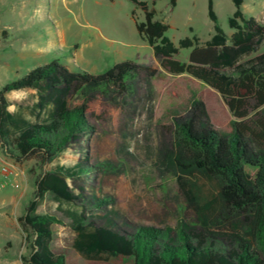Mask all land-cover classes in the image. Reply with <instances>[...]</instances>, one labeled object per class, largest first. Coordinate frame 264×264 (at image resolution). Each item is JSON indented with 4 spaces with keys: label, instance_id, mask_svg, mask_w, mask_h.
I'll return each mask as SVG.
<instances>
[{
    "label": "rangeland",
    "instance_id": "obj_1",
    "mask_svg": "<svg viewBox=\"0 0 264 264\" xmlns=\"http://www.w3.org/2000/svg\"><path fill=\"white\" fill-rule=\"evenodd\" d=\"M138 1L155 11L156 21L169 26L166 35L177 47L194 36L204 46L214 34L209 0H176L175 7L171 0ZM213 3L221 28L231 36L233 0ZM242 11L263 22L264 0H243ZM145 20V11L131 0H0V90L53 61L93 75L127 61L139 67L126 91L111 88L91 95L90 137L71 143L49 164L41 166L37 158L17 162L0 147V166L8 170L0 171V264H23L22 257L29 255L18 218L44 171L66 178L77 198L59 201L48 193L36 212L57 220L52 249L64 254L68 264H95L70 248L80 215L84 224L125 234L150 226L175 236L184 225L220 248L248 245L264 259L249 233L248 216L229 213L221 204L219 182L198 173L183 174L170 164L171 154L180 148L176 120L188 115L194 86L161 68L138 33L137 24ZM191 51L181 49L177 59L187 62ZM259 51H264V43ZM6 98L13 112L11 135L54 120L51 105L39 111L37 94L32 98L28 91H16ZM205 105L213 126L228 132L220 99L207 95Z\"/></svg>",
    "mask_w": 264,
    "mask_h": 264
},
{
    "label": "trees",
    "instance_id": "obj_2",
    "mask_svg": "<svg viewBox=\"0 0 264 264\" xmlns=\"http://www.w3.org/2000/svg\"><path fill=\"white\" fill-rule=\"evenodd\" d=\"M131 1L145 11L146 20L137 24V30L161 68L194 86L195 99L188 115L176 120L180 148L171 154V166L183 174L216 179L224 209L248 216L249 233L264 254V51H259L264 43V21L246 17L243 0H233L236 10L229 26L234 33L228 36L220 26L213 0H209L208 16L214 30L211 40L200 46L194 36L181 40L177 47L166 35L169 26L155 20V11L145 2ZM171 3L176 6V0ZM181 49H192L187 62L177 59ZM138 75L139 67L129 61L101 75L72 72L57 61L30 71L0 90V147L17 162L37 158L41 166L49 164L71 143L90 137L94 130L91 95L111 88L126 91ZM27 88L36 90L40 112L48 105L53 107L54 120L11 135L6 95ZM207 95L223 104V114L229 120L223 126L228 132L218 131L211 123ZM48 193L59 201L77 199L60 174L44 171L39 176L34 196L18 218L29 249V255L22 257L23 264H68L64 254L52 249V226L57 220L36 214ZM84 221L83 215L75 219L70 248L95 264H264L248 245L226 250L184 225L171 236L150 226L125 234Z\"/></svg>",
    "mask_w": 264,
    "mask_h": 264
},
{
    "label": "crops",
    "instance_id": "obj_3",
    "mask_svg": "<svg viewBox=\"0 0 264 264\" xmlns=\"http://www.w3.org/2000/svg\"><path fill=\"white\" fill-rule=\"evenodd\" d=\"M21 91H28V94H30V96L33 98V95H36L37 94V92H34V91H36V90H34V89H30V88H27V89H22V90H18L17 92H21ZM14 92H16V91H14ZM34 93H36V94H34ZM24 98H25V96H24ZM15 99H17V98H15ZM19 100L18 101H23V96H20L19 98H18ZM10 101L11 100H8V102H9V104H10ZM37 103V99H36V101H35V104ZM10 106V105H9ZM10 114H12L13 115V112L11 111L10 112ZM9 264V263H8Z\"/></svg>",
    "mask_w": 264,
    "mask_h": 264
},
{
    "label": "built area",
    "instance_id": "obj_4",
    "mask_svg": "<svg viewBox=\"0 0 264 264\" xmlns=\"http://www.w3.org/2000/svg\"><path fill=\"white\" fill-rule=\"evenodd\" d=\"M0 171L3 172V173H6L8 170L7 168L4 166H0Z\"/></svg>",
    "mask_w": 264,
    "mask_h": 264
}]
</instances>
